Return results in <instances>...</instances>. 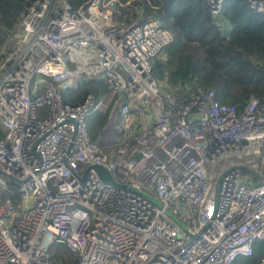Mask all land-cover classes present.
Returning a JSON list of instances; mask_svg holds the SVG:
<instances>
[{
  "label": "built area",
  "instance_id": "built-area-1",
  "mask_svg": "<svg viewBox=\"0 0 264 264\" xmlns=\"http://www.w3.org/2000/svg\"><path fill=\"white\" fill-rule=\"evenodd\" d=\"M205 1L224 29V0ZM129 3L27 0L0 46V264H234L264 242V102L238 111L212 88L157 79L172 34L156 17L117 20ZM88 78L110 95L63 100ZM114 94L93 140L86 115ZM94 163L126 186L85 173ZM53 242L75 258H54Z\"/></svg>",
  "mask_w": 264,
  "mask_h": 264
},
{
  "label": "trees",
  "instance_id": "trees-1",
  "mask_svg": "<svg viewBox=\"0 0 264 264\" xmlns=\"http://www.w3.org/2000/svg\"><path fill=\"white\" fill-rule=\"evenodd\" d=\"M69 1L77 6L86 0ZM26 4L27 0H0V46L6 43ZM138 15L158 18L172 34L163 48L164 56L154 58L152 74L157 79L166 77L173 86L190 83L212 88L218 101L234 104L238 111L251 95L264 102V11L251 8L246 0H224L220 13L228 24L224 29L213 23L205 0H130L128 5H120L114 16L128 22ZM109 92L102 79L88 78L65 86L61 95L63 100L77 103L87 93L98 100ZM116 97L114 94L108 104L87 113L91 139H97L107 124ZM37 112L45 116L46 106ZM263 249L264 242L257 241L252 254L238 256L234 264L258 263ZM50 252L59 260L75 258L60 242H53Z\"/></svg>",
  "mask_w": 264,
  "mask_h": 264
},
{
  "label": "water",
  "instance_id": "water-1",
  "mask_svg": "<svg viewBox=\"0 0 264 264\" xmlns=\"http://www.w3.org/2000/svg\"><path fill=\"white\" fill-rule=\"evenodd\" d=\"M117 104L115 105V107L113 108V111H112V120L115 119V116H116V112H117ZM109 123H110V120L108 121V123L105 125L104 129H107L109 127ZM92 168L94 170V172L96 173V175L98 176V178L103 181L104 183H107V184H111V185H116V186H126L125 183H122V182H119L117 181L111 174V172L106 168L104 167L103 165L101 164H90L88 165V167L86 168L85 170V173H88L89 169ZM84 177V176H83ZM157 201V200H155ZM158 202V201H157ZM159 203V202H158ZM173 218L176 220V222H178L182 228L186 229V226L185 224L180 220L178 219L176 216H173ZM193 236V235H191Z\"/></svg>",
  "mask_w": 264,
  "mask_h": 264
},
{
  "label": "rangeland",
  "instance_id": "rangeland-1",
  "mask_svg": "<svg viewBox=\"0 0 264 264\" xmlns=\"http://www.w3.org/2000/svg\"><path fill=\"white\" fill-rule=\"evenodd\" d=\"M108 87H109V86H108ZM109 89L111 90V88H110V87H109ZM109 95H110V94H109ZM109 95H108V96H109ZM105 102H106V103L108 102V98H106V101H105ZM107 104H108V103H107Z\"/></svg>",
  "mask_w": 264,
  "mask_h": 264
},
{
  "label": "crops",
  "instance_id": "crops-1",
  "mask_svg": "<svg viewBox=\"0 0 264 264\" xmlns=\"http://www.w3.org/2000/svg\"><path fill=\"white\" fill-rule=\"evenodd\" d=\"M228 24H227V22H226V26H227Z\"/></svg>",
  "mask_w": 264,
  "mask_h": 264
}]
</instances>
